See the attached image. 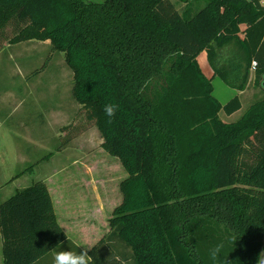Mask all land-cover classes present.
<instances>
[{"label": "trees", "instance_id": "1", "mask_svg": "<svg viewBox=\"0 0 264 264\" xmlns=\"http://www.w3.org/2000/svg\"><path fill=\"white\" fill-rule=\"evenodd\" d=\"M30 40H49L73 71L81 107L64 144L95 124L127 173L93 264H264V96L227 122L221 111L241 99L223 104L213 85L245 90L256 61L264 91V0H0V50ZM108 103L119 105L110 125ZM67 171L0 201L4 264L71 240L49 189L67 192Z\"/></svg>", "mask_w": 264, "mask_h": 264}, {"label": "rangeland", "instance_id": "2", "mask_svg": "<svg viewBox=\"0 0 264 264\" xmlns=\"http://www.w3.org/2000/svg\"><path fill=\"white\" fill-rule=\"evenodd\" d=\"M178 7L183 11L185 4L178 3ZM5 67L11 68L15 75L5 73ZM0 72V86L5 88L4 85L12 84L13 89L20 94V99H23L20 105L25 110L24 114L33 116L39 121L43 119L42 114L46 115L49 111L58 109L59 102L62 101V110L68 109V112L65 111L62 114L60 127L72 126L70 124L79 110V104L72 93L73 71L66 63L65 53L56 51L49 40L6 44L4 51L0 54ZM213 85L215 97L223 104L237 94L236 89L230 87L218 76L214 77ZM251 99L252 93L249 90L243 95L242 111L249 107ZM221 116L225 119L228 117L224 111H221ZM78 125L83 129L87 128L84 131L79 129L68 134L71 137L65 144L64 129L58 126L50 128L49 140L45 141L47 146L44 151L36 152L34 163L45 161V157L57 151L61 142L62 154L49 163L40 162L43 165L38 164L41 166L38 174L37 168L31 167V170L34 168V172L29 174V177L36 181L47 178L55 172L58 165L62 164V171L69 169L67 173L72 174L71 186H96L99 189L104 202L107 200L103 216L109 217L112 208L122 200L120 183L127 177V173L117 158L109 156L101 148L103 138L95 124L83 121ZM83 190L86 198L89 199L88 189Z\"/></svg>", "mask_w": 264, "mask_h": 264}, {"label": "crops", "instance_id": "3", "mask_svg": "<svg viewBox=\"0 0 264 264\" xmlns=\"http://www.w3.org/2000/svg\"><path fill=\"white\" fill-rule=\"evenodd\" d=\"M246 27V24L241 25L242 30H245ZM241 37H244L243 33H241ZM4 49L5 47L0 50V54ZM198 61L204 73L212 77L214 71L209 63L206 50L198 55ZM5 69V73L15 75L11 68L5 67ZM4 86L6 87L0 86V201L9 199L18 190L25 189L36 182L35 179H30L29 177V174L34 172V168H37L38 174L39 168L44 163H49L62 154V147L59 148L58 146L56 152H51L49 157H45V161H40L43 164L40 162L34 163L37 156L36 152L44 151L45 146H47L45 141L49 140L50 128L62 126V114L65 111L68 112V109L62 110L61 101L58 109H53L46 115L42 114L43 119L37 121L33 116L24 114L25 110L20 105L23 99H20V94H17V90L13 89L12 84ZM249 90L252 93L250 104L264 96V91L255 82V70H251L247 88L243 91L236 90V95L241 99L242 108L243 95ZM80 107L81 105H79ZM242 108L232 115H228L226 119L221 117L227 122L235 121L244 113L245 110L242 111ZM57 137L59 139V134ZM38 164H41V166H38ZM25 166L29 169L31 167L34 168L33 170H26V168L24 169ZM61 172L62 164L58 165L55 172L49 177L41 179H51V177ZM68 188L66 192L65 189H62V186H49L58 219L71 240L60 243L51 252L33 264H51V253L53 251L69 250L70 248L78 251L83 249H77V245L82 247L93 246L108 231L107 220L110 216H103L107 200L104 202L99 189L96 186H68ZM83 189H88L89 199L86 198ZM67 194H70L71 199ZM0 264H4L1 233Z\"/></svg>", "mask_w": 264, "mask_h": 264}, {"label": "clouds", "instance_id": "4", "mask_svg": "<svg viewBox=\"0 0 264 264\" xmlns=\"http://www.w3.org/2000/svg\"><path fill=\"white\" fill-rule=\"evenodd\" d=\"M119 110V105L115 103H108L104 106V113L108 117L106 123L112 124L113 118L115 117L117 111ZM77 249H83L74 251L71 248L69 250H59L53 251L51 253V264H93V257L89 255V251L92 246L82 247L80 245L76 246ZM223 245H217L210 250V256L213 261H216L219 253L221 252Z\"/></svg>", "mask_w": 264, "mask_h": 264}, {"label": "built area", "instance_id": "5", "mask_svg": "<svg viewBox=\"0 0 264 264\" xmlns=\"http://www.w3.org/2000/svg\"><path fill=\"white\" fill-rule=\"evenodd\" d=\"M256 65H257L256 61H253L252 62V70H255Z\"/></svg>", "mask_w": 264, "mask_h": 264}]
</instances>
